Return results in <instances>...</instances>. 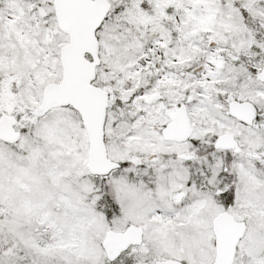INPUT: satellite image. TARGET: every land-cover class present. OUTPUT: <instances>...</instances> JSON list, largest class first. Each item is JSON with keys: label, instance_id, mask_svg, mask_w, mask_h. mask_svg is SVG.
Wrapping results in <instances>:
<instances>
[{"label": "snow or ice", "instance_id": "6c2138e0", "mask_svg": "<svg viewBox=\"0 0 264 264\" xmlns=\"http://www.w3.org/2000/svg\"><path fill=\"white\" fill-rule=\"evenodd\" d=\"M0 264H264V0H0Z\"/></svg>", "mask_w": 264, "mask_h": 264}]
</instances>
